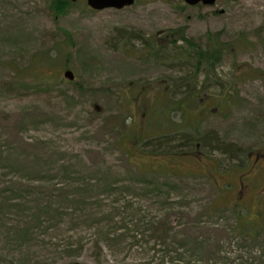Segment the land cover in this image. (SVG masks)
<instances>
[{
    "label": "rangeland",
    "instance_id": "374dc122",
    "mask_svg": "<svg viewBox=\"0 0 264 264\" xmlns=\"http://www.w3.org/2000/svg\"><path fill=\"white\" fill-rule=\"evenodd\" d=\"M52 2L0 0V264H186L153 221L264 264V234L199 214L264 223V0ZM214 42L211 74L194 55Z\"/></svg>",
    "mask_w": 264,
    "mask_h": 264
},
{
    "label": "trees",
    "instance_id": "16d2710c",
    "mask_svg": "<svg viewBox=\"0 0 264 264\" xmlns=\"http://www.w3.org/2000/svg\"><path fill=\"white\" fill-rule=\"evenodd\" d=\"M52 5L51 7L55 10L56 14H60L61 12H64V8L69 7V5H71L72 2L68 1V0H52ZM175 42L174 39L170 40V43ZM224 49L222 47V45H220L217 42H214L212 44L206 45L204 48L202 47V49L198 50L196 52V54L194 55V59L196 64L198 65L197 67H199V65H202V68L205 69L208 73L213 74L214 70L217 68L218 64H220L221 62V57L223 55ZM238 206V205H237ZM206 214V215H229V216H233L235 219V223L231 224V231L233 233H237V235L239 236V238L244 242V243H250V244H255V243H259L262 240V236L264 234V223H257L256 225H249V223L245 220H243L242 217H239V215L236 214V212L234 211V209L229 210L227 207L224 206H220L217 203H210L207 206H205V208H203V210H201V212H199V214ZM172 221L170 223L165 224L163 221H153L151 222L152 227H154L157 231H156V242L159 244L161 243V240L164 241V243H168V251H175L177 253V251L179 252L180 250H182V252L177 253L176 256H174L172 258V260H175L177 258H182V259H186L189 258L186 261V264H191V258L194 257L195 254H192L191 251L189 249H187V245L190 243V241H193L194 243V248H195V253L199 254V258L195 261L196 264H217L218 261L221 260L222 258V251H223V247H224V243H222V241H219L217 246L215 248H217L215 253H212L211 255H205L203 252V249H205L206 244L210 243L209 239L206 238H202L200 239L199 237L190 240L189 238H182L179 241V246H177L176 248H173L172 242H168L166 240V237L168 235V232L170 230L173 229L172 225H171ZM160 228H163L165 235H158V231H160ZM217 229V228H216ZM215 229V230H216ZM166 230V231H165ZM226 233H228L229 237L231 236L230 232L228 231V229L226 230ZM228 237V236H227ZM165 245V244H164ZM169 247L173 248V249H169ZM183 249L186 250L185 252H183Z\"/></svg>",
    "mask_w": 264,
    "mask_h": 264
},
{
    "label": "water",
    "instance_id": "95a60500",
    "mask_svg": "<svg viewBox=\"0 0 264 264\" xmlns=\"http://www.w3.org/2000/svg\"><path fill=\"white\" fill-rule=\"evenodd\" d=\"M75 2L77 0H70ZM188 5H197L199 3H203L204 5H214L217 0H183ZM136 0H87L88 5L95 10H104L108 8H114L121 10L125 7L134 5ZM64 76L69 80H74L75 74L72 70H66L64 72Z\"/></svg>",
    "mask_w": 264,
    "mask_h": 264
},
{
    "label": "flooded vegetation",
    "instance_id": "af4514ba",
    "mask_svg": "<svg viewBox=\"0 0 264 264\" xmlns=\"http://www.w3.org/2000/svg\"><path fill=\"white\" fill-rule=\"evenodd\" d=\"M264 157V153H262V154H259V153H257L256 154V156H255V161H256V164H258L259 163V160H260V158H263Z\"/></svg>",
    "mask_w": 264,
    "mask_h": 264
}]
</instances>
